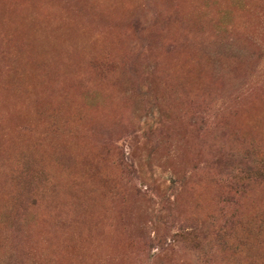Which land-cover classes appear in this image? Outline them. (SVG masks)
I'll return each instance as SVG.
<instances>
[{"label": "rangeland", "instance_id": "1", "mask_svg": "<svg viewBox=\"0 0 264 264\" xmlns=\"http://www.w3.org/2000/svg\"><path fill=\"white\" fill-rule=\"evenodd\" d=\"M0 264H264V0H0Z\"/></svg>", "mask_w": 264, "mask_h": 264}, {"label": "trees", "instance_id": "2", "mask_svg": "<svg viewBox=\"0 0 264 264\" xmlns=\"http://www.w3.org/2000/svg\"><path fill=\"white\" fill-rule=\"evenodd\" d=\"M251 167V166H248V168Z\"/></svg>", "mask_w": 264, "mask_h": 264}]
</instances>
